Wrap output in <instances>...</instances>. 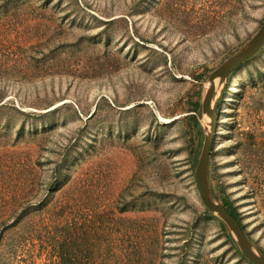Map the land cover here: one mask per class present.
Masks as SVG:
<instances>
[{"label":"rangeland","instance_id":"374dc122","mask_svg":"<svg viewBox=\"0 0 264 264\" xmlns=\"http://www.w3.org/2000/svg\"><path fill=\"white\" fill-rule=\"evenodd\" d=\"M263 23L264 0H0V218L27 214L0 264H250L195 170L209 76ZM218 115L211 189L264 254V48Z\"/></svg>","mask_w":264,"mask_h":264},{"label":"water","instance_id":"95a60500","mask_svg":"<svg viewBox=\"0 0 264 264\" xmlns=\"http://www.w3.org/2000/svg\"><path fill=\"white\" fill-rule=\"evenodd\" d=\"M263 48L264 23L255 36L240 51L229 58L209 76V86L202 104V113L208 120V127L205 129V142L195 170L196 185L207 209L223 221L241 254L252 264H264V254L250 240L241 221L235 218L213 195L209 179V164L215 134L218 129V107L224 90L229 83V77L243 64L254 58ZM220 85V96L214 102L216 92Z\"/></svg>","mask_w":264,"mask_h":264},{"label":"trees","instance_id":"16d2710c","mask_svg":"<svg viewBox=\"0 0 264 264\" xmlns=\"http://www.w3.org/2000/svg\"><path fill=\"white\" fill-rule=\"evenodd\" d=\"M15 108V107H13ZM17 109V108H16ZM6 110V106H5V103L0 105V119H2L3 115L5 116V114H7V112L5 111ZM10 120V119H7V121ZM194 120L195 122L197 123L198 122V118L197 117H194ZM5 128H8V123L4 125ZM224 206L229 210V212L237 219H239V216H238V213L237 211L235 210V208H233L232 206H229L227 204H224ZM25 210H29L28 208H24ZM27 216V214H21L19 216H15L14 219H12L10 221V217H2L0 218V227H4V229H9V228H15L16 226H18L21 222L24 221L25 217ZM221 230H222V233L224 235V237L226 238V241L227 243L229 244V247L231 249V251H233L235 254L239 255L240 257V260H239V263H241L243 260L244 261H248L239 251L230 231L228 230V228H226V226L224 224H222V227H221ZM5 236V233L3 234V232H1V235H0V244H2L3 242V238ZM21 237L20 239H16L13 241V243H10L8 246H9V249L11 250L10 251V254L12 256V258H14V250L18 249L20 246L24 245V242H25V239ZM27 242V241H26ZM52 254L54 256V258L60 260L62 258V246L60 243L57 242V245L53 246L52 248ZM50 258L52 255H49ZM248 263L252 264L251 262L248 261ZM6 264H8L6 262Z\"/></svg>","mask_w":264,"mask_h":264}]
</instances>
